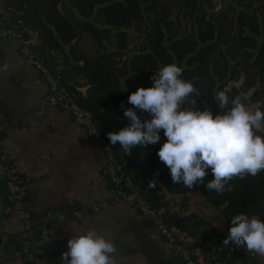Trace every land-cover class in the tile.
I'll use <instances>...</instances> for the list:
<instances>
[{
    "label": "trees",
    "instance_id": "1",
    "mask_svg": "<svg viewBox=\"0 0 264 264\" xmlns=\"http://www.w3.org/2000/svg\"><path fill=\"white\" fill-rule=\"evenodd\" d=\"M213 1L70 0L84 19L80 29L75 28L62 12L64 0H10V4L22 11L20 23L32 26L38 34L36 49L58 65L54 51L63 57L64 63L60 64L64 72L63 85L79 106L93 115L102 135L115 154L128 163L126 171L142 186L155 208L169 206L161 186L149 185L157 179L168 193L184 198L198 189L205 201L220 211L230 227L232 217L240 213L259 216L264 222V171L254 177L233 178L230 181L233 190L222 195L208 191L204 184L188 189L183 184H173L169 169L158 162L157 152L166 141L163 130L157 144L134 147L127 155L119 144L112 145L108 138L109 132H117L130 123L124 117V110L133 107L128 102L129 95L139 87H151V77L161 67L173 63L183 69L181 78L197 89V93L189 98H195L196 108L208 109L213 116L219 114L221 108L215 99L219 91L226 92L229 97L223 112L231 108L233 93L226 87L242 73L245 81L240 89L233 86L234 90L248 91L257 84L248 103H259L255 110L264 111V0H237L244 9L235 15V20L232 16L227 19L226 12L208 14L207 9L215 8ZM228 7L233 9L230 3ZM174 10H180L184 17L192 19L195 29L191 35L179 37L181 24L177 29L173 27L176 25L172 19ZM96 11L104 16L106 26L100 27L91 21ZM132 28L144 34L145 41L141 49L128 56L127 30ZM84 35L93 39L100 50L98 55L90 58L79 53L77 47ZM258 35L262 36L261 41H257ZM114 39L116 46L108 51L106 42ZM230 60L233 63L229 66ZM182 107L193 106L185 101ZM134 110L142 121L151 119L148 113ZM256 134L264 136L260 130ZM206 171L205 184L214 178L210 168ZM168 221L190 235L192 246L212 253L222 264H251L248 254L240 248L231 244L224 246V232L205 218L195 213L187 216L175 213ZM15 245L20 247V243Z\"/></svg>",
    "mask_w": 264,
    "mask_h": 264
},
{
    "label": "crops",
    "instance_id": "2",
    "mask_svg": "<svg viewBox=\"0 0 264 264\" xmlns=\"http://www.w3.org/2000/svg\"><path fill=\"white\" fill-rule=\"evenodd\" d=\"M218 1L221 5L215 8L220 11L225 5L222 4L224 0ZM227 2L228 6L233 1ZM64 3L62 12L75 28L80 29L84 19L70 0H64ZM91 21L100 27L106 26L104 16L98 11ZM256 39L261 41L262 36L258 35ZM114 42L113 48H108L106 42L108 51L115 48ZM77 48L79 53L90 58L100 53L89 35H84ZM54 54L63 64V57L56 50ZM46 91L47 84L42 76L21 56L17 46L0 37L2 149L15 158L13 165L27 185V201L34 218H43L49 211L66 216L57 224L54 235L39 242L40 246L51 248L57 255L40 256L35 264H61L62 253L68 251V239L91 229L114 243L115 264H166L171 257L176 258L172 243L140 213L139 208L114 202L113 187L104 176L107 163L101 140L89 136L86 129L62 108L49 107L40 114ZM258 105L253 106V112ZM259 130L264 134L263 122ZM158 162L162 163L159 159ZM155 181L177 214L195 213L227 237L231 227L220 211L205 201L198 189L184 198L168 193L162 183ZM5 203L0 162V264H27L23 259L7 254L10 244L20 243L23 227L20 216L5 213ZM105 203L109 205L94 211L95 204ZM240 249L247 253L245 248ZM248 259L251 264H264V256L259 254H248Z\"/></svg>",
    "mask_w": 264,
    "mask_h": 264
},
{
    "label": "clouds",
    "instance_id": "3",
    "mask_svg": "<svg viewBox=\"0 0 264 264\" xmlns=\"http://www.w3.org/2000/svg\"><path fill=\"white\" fill-rule=\"evenodd\" d=\"M183 69L175 63L161 67L153 77L151 87H139L128 97L132 108L124 110L129 125L109 132L112 145L119 144L130 154L134 147L155 145L163 130L166 141L159 148V160L169 169L173 184L192 189L204 184L218 195L231 192L233 178L244 179L264 171V136L257 135L264 122V111H250L239 98L223 114L213 116L208 110L195 107L197 89L183 80ZM219 108H227L229 97L219 91L215 97ZM188 101L193 107H182ZM123 107V104L121 105ZM138 109L150 115L141 120ZM214 178L205 184L207 169ZM159 175V172L156 173ZM156 181L149 183L156 187ZM224 246L245 248L249 255L264 256V222L259 216L240 213L232 217ZM68 251L62 253L61 264H115L113 242L87 230L67 241Z\"/></svg>",
    "mask_w": 264,
    "mask_h": 264
},
{
    "label": "built area",
    "instance_id": "4",
    "mask_svg": "<svg viewBox=\"0 0 264 264\" xmlns=\"http://www.w3.org/2000/svg\"><path fill=\"white\" fill-rule=\"evenodd\" d=\"M10 3V0H0V37L16 45L21 56H24L32 68L39 72L47 84L46 96L41 100L40 114L45 113L49 107L62 108L86 129L89 136L101 140L107 163L104 176L113 187L114 202H125L139 208L140 213L172 243L175 257L183 264H222L212 253H206L192 246V238L185 230L169 223L168 217L176 213L175 209L171 206L157 209L151 204L142 186L135 183L132 175L126 171L125 166L128 163L123 157L115 154L108 140L102 135L93 115L80 107L72 93L63 85V67L50 59V56H44L36 49L38 34L32 26L20 23L22 11ZM1 129L0 126V135ZM14 160L12 155L3 151L0 137V162L6 197L4 211L7 214L20 216L23 227L20 247L10 244L7 254L10 257L21 258L27 264H35L40 256L57 255L51 248L40 246L39 242L54 235L57 224L64 221L66 216L49 211L43 218H34L27 201V185L14 167ZM107 205L109 204H95L93 209L98 212Z\"/></svg>",
    "mask_w": 264,
    "mask_h": 264
},
{
    "label": "rangeland",
    "instance_id": "5",
    "mask_svg": "<svg viewBox=\"0 0 264 264\" xmlns=\"http://www.w3.org/2000/svg\"><path fill=\"white\" fill-rule=\"evenodd\" d=\"M231 1H233V2H231L232 3L231 5L233 6L232 7L233 8L232 10L230 9V7L227 6V4H226V3H228L227 0H224V3H222V4L225 5V6L223 7L222 10L218 11L217 8H211V9L209 8L206 11L210 15H212V13L220 14L221 12H226L227 13V19L232 16L234 18V20H235V15H237L239 13V11L241 10V8L236 3L237 0H231ZM213 4H214V7H216V6L218 7L219 5H221V2H219V1L217 2V0H214L213 1ZM172 19L176 23V25L173 26L175 29L178 28L179 24H181L180 29H179V37H181L183 35H191L193 33V30L195 29V25L192 22V19L191 18L184 17L183 14H182V12L180 10H174L173 11ZM98 20L99 19L96 16L95 21L97 23H98ZM234 30H235V28H234ZM127 33H128V36H129V38H128V47H129V49L127 50V52H128V56H131L135 52H137V50H139V49L142 48V45L141 44L145 41V35L136 32L134 30V28L127 30ZM114 40H115L114 43L116 44V39H114ZM107 44H108V48H113L114 47L113 46V43H112V40L111 41H108ZM232 63H233V61L230 60L229 61V66L232 65ZM240 75H242V73ZM237 80L230 81V84L226 87V90L231 91L233 93V99L239 98L243 103L246 104V106L248 107V109L250 111H253V109H252L253 106L254 105H258V104L251 105V104L248 103L249 102L248 101L249 98H246V95L248 93L247 90H242V89L241 90H237V89L234 90V88H233V86H235L234 85V82L237 81ZM254 86H257L258 87L257 84L254 85ZM241 87H236V88H239L240 89ZM231 101H230V103H231ZM223 110H224V108H221L220 112H223Z\"/></svg>",
    "mask_w": 264,
    "mask_h": 264
},
{
    "label": "water",
    "instance_id": "6",
    "mask_svg": "<svg viewBox=\"0 0 264 264\" xmlns=\"http://www.w3.org/2000/svg\"><path fill=\"white\" fill-rule=\"evenodd\" d=\"M244 81H245V76L242 74V75H240L238 80L234 82V85L236 87H241L243 85ZM256 89H257V86H253L252 88H250L248 90L246 98H250L251 95H253V93L256 91ZM166 264H183V263L179 259L171 257L170 259H168V261H166Z\"/></svg>",
    "mask_w": 264,
    "mask_h": 264
}]
</instances>
